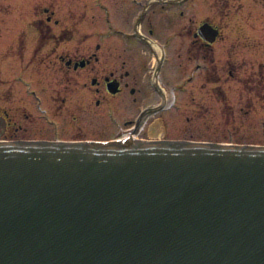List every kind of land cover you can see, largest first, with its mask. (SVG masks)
<instances>
[{
	"label": "water",
	"instance_id": "1",
	"mask_svg": "<svg viewBox=\"0 0 264 264\" xmlns=\"http://www.w3.org/2000/svg\"><path fill=\"white\" fill-rule=\"evenodd\" d=\"M0 264H264V146L0 143Z\"/></svg>",
	"mask_w": 264,
	"mask_h": 264
},
{
	"label": "flooded vegetation",
	"instance_id": "2",
	"mask_svg": "<svg viewBox=\"0 0 264 264\" xmlns=\"http://www.w3.org/2000/svg\"><path fill=\"white\" fill-rule=\"evenodd\" d=\"M221 1L226 6L241 3ZM72 3L65 8L69 16H63L73 19L72 28L62 26L56 32L59 20L43 6V16H34L22 32L20 43L26 48L17 49L16 54H0V143H87L124 138L210 143L192 136L172 137L164 119L158 117L176 108V96L164 88L162 75L178 69L187 70V82L201 74L205 84L218 90L216 100H223L219 90L222 70L215 64L213 48L223 32L202 6L206 2ZM82 40L90 42L87 48L80 46ZM106 40H112L115 48H105ZM185 40V48L175 44ZM49 41H56L58 47L44 48ZM36 85L41 86L42 94ZM119 102L123 110L129 104L135 108L139 102L146 104L133 117L122 120L115 115ZM101 134L109 137L101 138Z\"/></svg>",
	"mask_w": 264,
	"mask_h": 264
},
{
	"label": "rangeland",
	"instance_id": "3",
	"mask_svg": "<svg viewBox=\"0 0 264 264\" xmlns=\"http://www.w3.org/2000/svg\"><path fill=\"white\" fill-rule=\"evenodd\" d=\"M198 1L206 2L202 6L207 7L209 17L221 24L223 36L213 48L215 64L222 70L219 90L223 100H216L218 90L205 84L201 74L187 82V70L178 69L162 75L164 88L172 97L176 96V108L158 117L164 119L172 137L192 136L210 143L264 146V0H241L239 5L231 2L227 6L221 0ZM69 3L73 5L72 0H0V54H16L17 49L26 48L20 43L22 32L34 16H43V6L59 20V25L54 27L56 32L62 26L72 28L73 19H63L69 16L65 9ZM89 43L82 40L80 46L87 48ZM187 43L186 40L175 42L184 48ZM105 44V48H115L112 40H106ZM57 47L56 41H49L44 48ZM112 61L117 59L112 57ZM36 87L41 93V86ZM120 103L116 105L115 115L122 120L133 117L146 104L139 102L138 108L129 104L123 110V105L118 107Z\"/></svg>",
	"mask_w": 264,
	"mask_h": 264
}]
</instances>
